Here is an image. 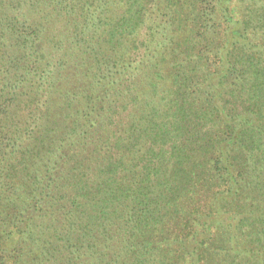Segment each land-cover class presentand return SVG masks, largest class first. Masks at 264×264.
<instances>
[{"label":"trees","instance_id":"16d2710c","mask_svg":"<svg viewBox=\"0 0 264 264\" xmlns=\"http://www.w3.org/2000/svg\"><path fill=\"white\" fill-rule=\"evenodd\" d=\"M0 264H264V0H0Z\"/></svg>","mask_w":264,"mask_h":264}]
</instances>
